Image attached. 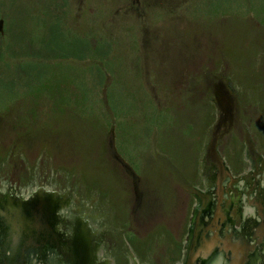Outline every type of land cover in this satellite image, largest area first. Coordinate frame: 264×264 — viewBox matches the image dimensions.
I'll return each instance as SVG.
<instances>
[{"label": "rangeland", "instance_id": "rangeland-1", "mask_svg": "<svg viewBox=\"0 0 264 264\" xmlns=\"http://www.w3.org/2000/svg\"><path fill=\"white\" fill-rule=\"evenodd\" d=\"M240 25L253 41L264 35V0H0V92L6 96L4 84L13 93L0 106V149L7 148L0 189L56 192L64 241L53 264H66L69 238L83 222L86 264L98 251L94 264H178L191 220L199 221L193 213L207 208L201 200L194 209L196 190L223 181L234 203L245 176L253 189L261 184L263 200L264 47L237 73L231 66L211 70L216 41L233 38ZM56 34L77 40L80 57L47 51ZM7 38L27 49L13 43L7 51ZM23 61L38 67L42 89L18 69ZM36 95L35 114H44L33 119L40 127L13 129L10 114ZM54 100L62 113L49 122ZM58 119L63 132L46 128ZM74 167L87 187L97 182L111 195L102 198L77 181ZM229 218L239 235L250 234L236 212ZM127 234L156 235L141 256ZM33 257L34 264H48L39 252Z\"/></svg>", "mask_w": 264, "mask_h": 264}, {"label": "bare ground", "instance_id": "bare-ground-1", "mask_svg": "<svg viewBox=\"0 0 264 264\" xmlns=\"http://www.w3.org/2000/svg\"><path fill=\"white\" fill-rule=\"evenodd\" d=\"M244 177L240 179L241 182H238L239 184L237 181L235 182L237 183L236 188L240 197L234 203L229 198L228 190L225 189V184H222L223 181L208 186L211 189L207 188L203 193L195 191L196 205L194 209L199 208V204L204 197L209 199L204 198L210 209V212L207 210L209 214L206 217V221L210 220V214H213L216 210L215 203H221L222 218L220 221L218 219L215 220L216 223H214L216 224V229L219 228V230L223 231V237L230 241L232 247L231 255L234 256L231 259L229 253H227L226 257L222 250L214 252L213 246V249H206L201 252V255L199 254L201 256L199 264H204V260H206L205 264H231V262L239 264L240 261H237L238 257L246 259L245 264H264V204L262 203L264 198L263 200L260 199L263 191L261 184L253 189V186L247 183L248 178L245 177L246 179L243 180ZM249 191L252 193L250 196ZM55 194V191L51 192L47 188L42 187L31 188L27 193H21L20 195L0 189V196L5 197L0 204V264H34L37 261V258L33 257L35 252L43 255L45 262L48 261V264H53L52 258L59 256L55 255L59 254L58 249L60 246L58 245L64 241L62 235L57 232L59 229L57 220L59 216L57 215L59 214L57 213L56 215L55 212ZM230 212H236L241 226L246 224L244 229H249L248 233L250 234L248 236L239 235L241 230L233 228L229 218ZM193 215L194 218L195 216H202L198 209L195 210ZM191 221L190 232L194 219ZM260 221L262 225H260ZM220 222L223 223L221 229L219 226ZM256 226L257 230L258 228L260 229L259 234L258 231L256 234ZM199 227L200 225L197 226L198 231ZM245 230L243 231L245 232ZM87 234L88 224L85 222L76 224L73 235L69 238L72 243V249H70V258L66 259L67 261L65 260L66 264H73L76 258H80L76 262H83V264L85 261L86 263L89 261L88 251L90 244ZM69 239L66 240L69 241ZM188 245L185 243L184 257L186 262L184 264H193L195 257L192 258V262H188L189 252L187 253L186 250ZM46 247L50 248V250H45L44 248ZM38 248L40 250H37ZM210 251L211 257H209ZM259 251L262 253L260 254ZM99 254L100 252L98 251L95 255L96 259L93 258L90 263H97ZM29 258L30 261H28ZM76 262L75 264H77Z\"/></svg>", "mask_w": 264, "mask_h": 264}, {"label": "trees", "instance_id": "trees-1", "mask_svg": "<svg viewBox=\"0 0 264 264\" xmlns=\"http://www.w3.org/2000/svg\"><path fill=\"white\" fill-rule=\"evenodd\" d=\"M238 20H236L235 22H237ZM13 22V21H12ZM262 26L260 27L261 30ZM58 31L56 28L53 27V32ZM236 34L233 38L228 37L227 40L221 42V41H216L215 43V47H214V51H213V55H211V59H216L215 62L212 64L211 66V70L217 71L218 69H220L221 67L223 68L224 66H231V69H236V73L239 72V67L240 65H244L246 63V59L247 57H249L250 60L253 59V57H255L258 52L260 51L261 46L264 47V35L259 34L258 39H256L255 41L251 40L250 35L249 34H245L244 30H243V26L240 25L239 28H237L236 30ZM14 42H17L16 40ZM12 42V40H10V38H7L5 40L4 46L5 49L7 51H12V44L14 43ZM77 40H67L66 38H63L62 36L56 34L46 45V49L47 51H56V53H64V54H69V57H80V55L82 54V50H84V48H81L82 46L77 44ZM15 44V48H19V50L21 49H27V46H22L21 44ZM97 49V47H96ZM95 51V49H93ZM60 55V54H58ZM244 61V62H243ZM34 66L33 63L28 62V61H23L20 62L18 65V69L25 73L28 77L32 76V81H34L35 85H37V89H42L44 87V84L46 83V79L44 78V76L40 75V70L37 71L38 67ZM250 66L248 65V67H246V70L249 68ZM41 69H44L41 67ZM19 71V72H20ZM44 71V70H43ZM33 83V84H34ZM2 89L6 90V96H3L0 92V106H3V101L2 100H6L7 98H10L13 93L12 90L9 88V86H6L4 84L1 85ZM41 97L39 95L33 96V103L28 104V105H23L22 108H20V111H18V113L13 114L8 117L7 122H9L12 126L13 129H17V128H25L26 130L24 131H29V130H34V129H38L40 127V123H35L33 118H38L41 114H44L43 111L39 110V114H35L37 111L34 109L35 107H39L40 103L38 101H40ZM35 100H37V103L35 102ZM59 101H63L62 98H58ZM58 104L59 102H56L55 100L52 101V105H53V112L51 114V117L48 118V121L50 122L51 119H57L59 117H61V110L58 108ZM15 112V111H14ZM36 115V117H35ZM38 116V117H37ZM7 118V116L5 117ZM4 118V119H5ZM2 121H5L2 119ZM54 121V120H53ZM213 121V115L208 116L207 117V121L205 123V126H208L212 123ZM38 122V121H37ZM62 122L61 120L58 119V121H55L54 123H47L45 124L46 128H56L59 129V131H61V126H62ZM64 131V130H63ZM61 131V132H63ZM63 134V133H62ZM73 134H75V132H73ZM7 149V148H4ZM4 149H0V164H2L5 161L6 158V152L4 151ZM9 150V149H8ZM7 150V152H8ZM53 148L49 147L47 151L49 152H53V155H56V151ZM52 155V154H51ZM240 171V170H238ZM71 172H73V174L76 177L77 181H80L78 179H82L84 182V184L87 187V183H89L86 178L84 177V174H81L79 176V173H77V170L73 168H71ZM90 173V172H89ZM195 177V173L193 174V176L191 177L192 179ZM91 186H89L88 184V189H98L100 196L102 198H104V196L106 195H111V191L110 190H103L101 189V187L97 184V182L90 184ZM157 233V232H156ZM166 237L170 238V236L166 235V233H163ZM156 235V234H154ZM154 235L150 238L147 239H143V238H139L137 236H135L134 234L129 235L127 234V242L129 243V245L136 251V253L138 255H144L147 247H148V243H150L154 237ZM151 240V241H150ZM150 241V242H149ZM172 244L174 245L175 249L179 252L180 250V244L175 243V241H171Z\"/></svg>", "mask_w": 264, "mask_h": 264}, {"label": "water", "instance_id": "water-1", "mask_svg": "<svg viewBox=\"0 0 264 264\" xmlns=\"http://www.w3.org/2000/svg\"><path fill=\"white\" fill-rule=\"evenodd\" d=\"M202 202H204V206L207 207L205 209V213L202 214L201 210H200V213L202 214V216L201 217L198 216L199 221L197 223L194 222L193 226L191 227V232H190V227L188 228V232H187V235L185 238L186 243H189L187 241L190 237L189 261L188 262H192L193 261L192 258L195 257L193 264H199V259H201V256H199V254L201 255V252H204L206 249H211L213 246H214V252H218V251L222 250V252L226 255V257H227V253H230L229 250H231V248H232L230 241H228L226 238L223 237V234H222L223 231L219 230V228L216 229L215 224H214V222H215L214 219H218V221H220L222 218L221 203H219V202L215 203V209L216 210L214 211L213 214L212 213L210 214V220L208 219V221H206L207 220L206 217L209 214V213H207V210L210 212V209H209V206H206L204 198L202 199ZM220 206H221V208H220ZM219 213H220V216H219ZM222 224L223 223L220 222V224H219L220 229L222 227ZM238 224H239V220H238ZM199 225H200V227H199V231H198L197 226H199ZM209 227H211V229H209ZM213 227H215V228H213ZM195 238L198 239L197 244H195L196 243ZM227 247H228V249H227ZM225 248H226V252L223 251V250H225ZM184 249H185V246H184ZM211 251L209 253V257H211ZM229 257H231V259L234 258L233 255H230ZM236 259H237V257H236ZM243 259L238 257L237 261L238 262L240 261V263H242V262H244ZM184 262H186V259L184 257V251H183L181 261L178 264H184ZM204 262L206 263V260H204Z\"/></svg>", "mask_w": 264, "mask_h": 264}, {"label": "flooded vegetation", "instance_id": "flooded-vegetation-1", "mask_svg": "<svg viewBox=\"0 0 264 264\" xmlns=\"http://www.w3.org/2000/svg\"><path fill=\"white\" fill-rule=\"evenodd\" d=\"M255 230H256V228H255ZM258 234H259V232H260V229L258 228ZM49 250H50V248H48ZM234 253V252H233ZM77 260H80V258H76L75 260H74V262H76ZM244 262H242V264L244 263H246L245 261H246V259H244L243 260ZM77 264H83V262H76ZM84 264H86V261L84 262Z\"/></svg>", "mask_w": 264, "mask_h": 264}]
</instances>
